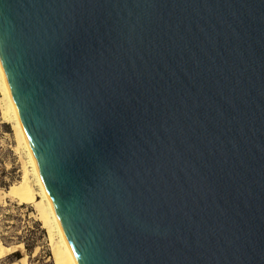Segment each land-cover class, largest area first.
<instances>
[{
  "label": "water",
  "instance_id": "1",
  "mask_svg": "<svg viewBox=\"0 0 264 264\" xmlns=\"http://www.w3.org/2000/svg\"><path fill=\"white\" fill-rule=\"evenodd\" d=\"M0 60L77 264H264V0H0Z\"/></svg>",
  "mask_w": 264,
  "mask_h": 264
},
{
  "label": "rangeland",
  "instance_id": "2",
  "mask_svg": "<svg viewBox=\"0 0 264 264\" xmlns=\"http://www.w3.org/2000/svg\"><path fill=\"white\" fill-rule=\"evenodd\" d=\"M1 108L0 103V192L22 179L25 162L23 149H17L18 138L12 125L3 120ZM0 243L10 248L22 246V250L17 249L0 258V264H55L48 233L34 208L29 204L20 205L9 199H1V195Z\"/></svg>",
  "mask_w": 264,
  "mask_h": 264
},
{
  "label": "bare ground",
  "instance_id": "3",
  "mask_svg": "<svg viewBox=\"0 0 264 264\" xmlns=\"http://www.w3.org/2000/svg\"><path fill=\"white\" fill-rule=\"evenodd\" d=\"M0 90L2 94L0 103L3 120L12 125V129L18 138L19 147H17V149H23V155L25 156V162L22 168V179L18 183L10 185L8 189L1 191V199H9L20 205H31L36 212L38 220L48 233L55 264H77L48 192L41 179L38 166L8 88L1 60ZM1 245L0 243V258L15 252L17 249L22 250L21 245L12 248L3 247Z\"/></svg>",
  "mask_w": 264,
  "mask_h": 264
}]
</instances>
